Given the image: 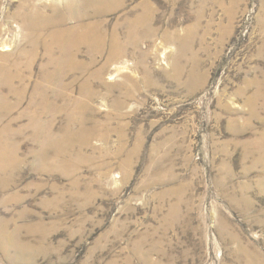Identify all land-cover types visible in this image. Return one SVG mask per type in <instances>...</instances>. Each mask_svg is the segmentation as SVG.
Wrapping results in <instances>:
<instances>
[{"label":"rangeland","instance_id":"1","mask_svg":"<svg viewBox=\"0 0 264 264\" xmlns=\"http://www.w3.org/2000/svg\"><path fill=\"white\" fill-rule=\"evenodd\" d=\"M110 1L0 0V264H264V0Z\"/></svg>","mask_w":264,"mask_h":264},{"label":"bare ground","instance_id":"2","mask_svg":"<svg viewBox=\"0 0 264 264\" xmlns=\"http://www.w3.org/2000/svg\"><path fill=\"white\" fill-rule=\"evenodd\" d=\"M107 1V0H106ZM120 0H112V1H110V2H107V4L109 3L110 5H113L114 3H118ZM103 5V4H102ZM109 5V6H110ZM117 5V4H116ZM19 13V12H18ZM18 13L15 15V18H18V19H20L19 18V15H18ZM25 22H27V21H25ZM29 23V22H28ZM135 26V25H134ZM83 40V39H82ZM103 41V40H102ZM118 40L116 39L115 40V42H114V46H112L113 48H112V59H116L119 55H121V52H122V47H121V45H119L118 44V42H117ZM124 51V50H123ZM123 54V53H122ZM124 55V54H123ZM67 58V57H66ZM62 61V60H61ZM60 65H62L63 63H59ZM64 65V64H63ZM62 65V66H63ZM5 73V72H4ZM64 73V72H63ZM53 74H55V73H53ZM57 74V73H56Z\"/></svg>","mask_w":264,"mask_h":264}]
</instances>
